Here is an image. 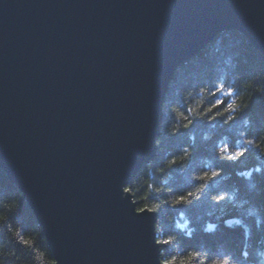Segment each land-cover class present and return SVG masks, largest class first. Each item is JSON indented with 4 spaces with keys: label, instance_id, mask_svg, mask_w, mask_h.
Wrapping results in <instances>:
<instances>
[{
    "label": "water",
    "instance_id": "95a60500",
    "mask_svg": "<svg viewBox=\"0 0 264 264\" xmlns=\"http://www.w3.org/2000/svg\"><path fill=\"white\" fill-rule=\"evenodd\" d=\"M226 30L264 55V0H0V167L54 264H162L124 189L176 67Z\"/></svg>",
    "mask_w": 264,
    "mask_h": 264
},
{
    "label": "trees",
    "instance_id": "16d2710c",
    "mask_svg": "<svg viewBox=\"0 0 264 264\" xmlns=\"http://www.w3.org/2000/svg\"><path fill=\"white\" fill-rule=\"evenodd\" d=\"M221 83L223 93L215 87ZM217 100L223 103L214 107ZM156 145L155 158L127 188L137 209L156 213L163 264H254L248 261L264 249L256 254L243 244L246 233L264 231V56L246 36L225 31L179 66L163 100ZM238 149L244 156L227 159ZM234 217L240 224L227 225ZM185 221L191 236L180 226ZM209 223L213 229L204 231ZM54 262L33 210L0 168V264Z\"/></svg>",
    "mask_w": 264,
    "mask_h": 264
},
{
    "label": "rangeland",
    "instance_id": "374dc122",
    "mask_svg": "<svg viewBox=\"0 0 264 264\" xmlns=\"http://www.w3.org/2000/svg\"><path fill=\"white\" fill-rule=\"evenodd\" d=\"M226 31H232V30H226ZM235 31H238V32H240L239 30H235ZM223 32H225V31H223ZM223 32H220L219 34H221V33H223ZM241 34H243L244 35V33H242V32H240ZM219 34H217V35H219ZM216 35V36H217ZM215 36V37H216ZM245 36V35H244ZM214 37V38H215ZM213 39V38H212ZM211 39V40H212ZM210 40V41H211ZM209 41V42H210ZM250 41V40H249ZM208 42V43H209ZM206 46V45H205ZM204 46V47H205ZM203 47V48H204ZM203 48H201L200 50H198L197 52H195V53H193V54H191L189 57H191L192 55H195V54H197L198 52H200ZM264 56V55H263ZM189 57H187V58H189ZM187 58H185L184 60H182L179 64H178V66L176 67V70H175V72H174V75H175V73H176V71H177V69L179 68V66L180 65H182V63H184V61L187 59ZM174 77V76H173ZM171 82V81H170ZM170 84V83H169ZM168 90H169V88H168ZM216 90V89H215ZM165 98V97H164ZM162 117H163V106H162ZM161 122H162V120H161ZM161 128V127H160ZM160 134V133H159ZM159 136V135H158ZM157 136V137H158ZM157 140V139H156ZM156 152H157V145H156ZM155 156H156V154H155ZM155 156L151 159V160H148V161H144L142 164H141V166H140V168L143 166V164H145V163H148V162H150V161H152L154 158H155ZM1 168V167H0ZM140 168L138 169V171L140 170ZM2 169V168H1ZM5 173H6V176H7V178L9 179V177H8V174H7V172L4 170V169H2ZM138 171L136 172V174H134V176L131 178V181H130V183L133 181V179L135 178V176L137 175V173H138ZM10 180V179H9ZM11 181V180H10ZM13 183V182H12ZM129 183V184H130ZM128 184V185H129ZM16 185V184H15ZM128 185L125 187V189L128 187ZM17 186V185H16ZM18 188V187H17ZM19 189V188H18ZM20 190V189H19ZM21 191V190H20ZM22 192V191H21ZM131 193V192H130ZM132 199H133V197H132ZM134 201V200H133ZM136 204V203H135ZM137 207V206H136ZM150 210V209H149ZM35 215V214H34ZM36 217V216H35ZM36 220H37V222H38V224H39V221H38V218L36 217ZM189 221H185V223H184V226H183V224H180V226H181V228H182V230H185L186 231V235H192L191 233H193L190 229H188V228H190L189 227ZM211 225L212 224H206L205 226H203V230L204 231H211L212 229H213V227H211ZM39 226H40V224H39ZM174 226L175 227H179V221L177 220L176 221V223L174 224ZM41 227V226H40ZM188 227V228H187ZM42 228V227H41ZM43 230V229H42ZM194 231V230H193ZM44 233V232H43ZM45 235V234H44ZM258 235H260L259 233H258ZM261 235H263V236H258L257 238H260V239H262V240H264V231L263 232H261ZM251 237V236H250ZM45 238H46V236H45ZM256 238V239H257ZM247 239V238H246ZM46 242H47V240H46ZM156 242L158 243V241H157V232H156ZM47 244H48V242H47ZM159 244V243H158ZM262 245L264 246V243H263V241H262ZM48 246H49V244H48ZM49 248H50V246H49ZM245 248V247H244ZM51 249V248H50ZM257 253H263V250H261V249H256L255 250ZM51 252H52V250H51ZM159 253H160V247H159ZM52 256H53V254H52ZM54 258V257H53ZM55 260V259H54ZM160 261H161V263L163 264V262H162V260H161V254H160ZM56 262V261H55Z\"/></svg>",
    "mask_w": 264,
    "mask_h": 264
},
{
    "label": "snow or ice",
    "instance_id": "6c2138e0",
    "mask_svg": "<svg viewBox=\"0 0 264 264\" xmlns=\"http://www.w3.org/2000/svg\"><path fill=\"white\" fill-rule=\"evenodd\" d=\"M215 87L217 88V91L218 92H221V93H223L224 92V90H225V86H224V84H218V85H215ZM233 93H234V90L233 89H231V88H229L228 90H227V95L228 96H231V95H233ZM221 103H223V101H221V100H217V102H216V105H214V107H216L217 105H219V104H221ZM237 107L238 106H236V107H232V106H229V111H236L237 110ZM246 144L248 145V146H255V141L254 140H247L246 141ZM222 150H227V147L225 148V149H222ZM244 154H245V151L244 150H242V149H238L235 153H233L230 157H227V159H230V160H237L239 157H241V156H244ZM212 175L213 176H216V175H218V173H212ZM124 191H126V192H131L132 191V189L129 187V188H126V189H124ZM194 195V193H189L188 194V196H182V197H180V201H187L188 200V197L189 196H193ZM180 201H178V202H180ZM147 209L146 208H140L139 209V211H141V212H144V211H146ZM25 244H29L30 243V241L29 240H24L23 241ZM164 243H168V241H165ZM164 264H173V262H171V261H165L164 262ZM224 264H229V261H227V260H225L224 261Z\"/></svg>",
    "mask_w": 264,
    "mask_h": 264
},
{
    "label": "bare ground",
    "instance_id": "6f19581e",
    "mask_svg": "<svg viewBox=\"0 0 264 264\" xmlns=\"http://www.w3.org/2000/svg\"><path fill=\"white\" fill-rule=\"evenodd\" d=\"M238 220H241L240 218H238V217H234V218H232L231 220H228V222L227 221H225L226 222V224L227 225H231L232 223L233 224H240V222L238 221ZM242 224H243V222H242ZM250 234H248V233H246V235H245V237L247 238V239H245V241H246V243L245 244H243V245H245V250H249V249H261V250H263L264 249V247H263V245H262V239H260V238H257V237H250L249 236ZM257 238V239H256ZM264 241V240H263ZM256 252V251H255ZM256 254H257V252H256ZM255 254V255H256ZM258 255V254H257ZM256 255V257H252L251 259H250V261H248V262H252V263H254V264H260V263H264V255H259V256H257ZM256 261V262H255ZM246 264H248V263H246Z\"/></svg>",
    "mask_w": 264,
    "mask_h": 264
}]
</instances>
